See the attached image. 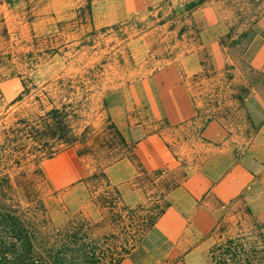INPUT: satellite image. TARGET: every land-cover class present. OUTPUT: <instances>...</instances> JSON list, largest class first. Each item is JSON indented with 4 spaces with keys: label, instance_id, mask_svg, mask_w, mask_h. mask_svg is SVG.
Segmentation results:
<instances>
[{
    "label": "rangeland",
    "instance_id": "1",
    "mask_svg": "<svg viewBox=\"0 0 264 264\" xmlns=\"http://www.w3.org/2000/svg\"><path fill=\"white\" fill-rule=\"evenodd\" d=\"M0 57V131L67 106L90 132L6 170L43 246L84 224L113 244L117 212L159 204L122 264H212L264 232V0H0Z\"/></svg>",
    "mask_w": 264,
    "mask_h": 264
},
{
    "label": "trees",
    "instance_id": "2",
    "mask_svg": "<svg viewBox=\"0 0 264 264\" xmlns=\"http://www.w3.org/2000/svg\"><path fill=\"white\" fill-rule=\"evenodd\" d=\"M250 75L252 79L264 77V73L255 70H251ZM89 134V130L76 131L67 106L54 107L43 116L34 113L4 125L0 131V264H122L128 254L126 248L133 247L137 238L143 240L165 215L161 204L155 208L143 206L127 215L117 212L128 229L125 237L113 244L110 236L94 238L84 224L79 231L70 229L61 240L43 246L37 237V227L29 223L20 209L14 180L6 170L22 166L30 156L52 159L59 151L77 146H82L76 151L81 157L83 151L89 149ZM133 228L135 236L129 230ZM211 259L212 264H264V232H243L228 237L213 247Z\"/></svg>",
    "mask_w": 264,
    "mask_h": 264
},
{
    "label": "crops",
    "instance_id": "3",
    "mask_svg": "<svg viewBox=\"0 0 264 264\" xmlns=\"http://www.w3.org/2000/svg\"><path fill=\"white\" fill-rule=\"evenodd\" d=\"M259 150L264 152V147H256L255 148V146H254V152H257ZM252 156L253 157H256L255 153H252ZM249 173L245 171V172H242L239 176L242 178V177L246 176ZM250 183L251 182L248 181V184H250ZM248 190H252V187H248ZM260 194H263L262 196L260 195V197H259L260 200H261V202L263 201L262 204H260L261 202L259 203L261 205V208H262V207H264V190ZM253 200H254V197H253ZM260 210H264V208L263 209H260Z\"/></svg>",
    "mask_w": 264,
    "mask_h": 264
}]
</instances>
